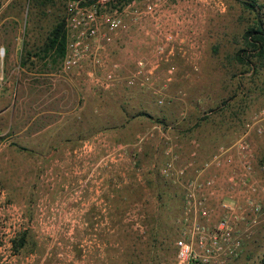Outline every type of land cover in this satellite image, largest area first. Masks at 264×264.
Here are the masks:
<instances>
[{"label": "rangeland", "instance_id": "obj_1", "mask_svg": "<svg viewBox=\"0 0 264 264\" xmlns=\"http://www.w3.org/2000/svg\"><path fill=\"white\" fill-rule=\"evenodd\" d=\"M66 1L17 0L15 7L22 11L24 25L45 26L50 32L58 21H65ZM127 1L119 0L115 6ZM244 1L250 0H166L175 16L161 23V32L146 21V32L122 38L124 45L136 41V36L144 43L139 52L131 49L130 63L109 60V66L95 67L102 79L118 63L115 80L105 87L106 81L100 80L102 86L92 78L90 83L83 74L72 78L96 92L92 97L95 119L88 121L83 113L80 121L82 135L93 137L92 143L74 150L67 147L64 160H44L42 165L36 161L41 168L32 185L30 178L26 184L22 177L9 194L6 188L0 190V264H16L18 253L37 250L108 254L109 264H175L181 230L195 217L206 218L187 211V189L159 173L168 159L161 163V154L154 157L152 150L159 148L158 132L171 120L186 116L185 109L173 115L179 105L193 107L190 119L211 126L212 134L207 135L227 142L226 147L233 146L246 123H264V67L255 72L234 58L243 46L244 30L257 16L264 26V0H254L255 10ZM190 9L197 12L193 25L187 16ZM167 34L171 40L165 39ZM139 60L144 62L141 68ZM130 78L132 84L127 83ZM89 99L73 96L67 101ZM221 110L227 111L222 115ZM250 137L258 154L256 163L264 164V135ZM214 139L195 147L199 154L195 166L214 151ZM144 143L149 147L145 153ZM157 179L168 181L165 188L182 192L181 211L175 210L171 200L164 212L158 209L151 190ZM220 196L229 208L224 212L227 216L244 204L230 188ZM221 197L212 196L207 203L213 209L212 220L223 213ZM256 197L262 204L257 222L238 224L242 234L252 233L244 239L240 253L224 264H256L264 255V194L260 191ZM98 264L105 261L99 259Z\"/></svg>", "mask_w": 264, "mask_h": 264}, {"label": "crops", "instance_id": "obj_2", "mask_svg": "<svg viewBox=\"0 0 264 264\" xmlns=\"http://www.w3.org/2000/svg\"><path fill=\"white\" fill-rule=\"evenodd\" d=\"M16 1H0V52L1 49L4 51V55L0 54V72L5 75V83L0 90V190L6 188L8 194L9 188L17 187V178L25 177L26 184L30 178V185L33 184V178L38 176L41 168L35 166L36 161L42 165L44 160H64L67 147H73L71 150H74L75 146L92 143L93 137L82 135L80 121L83 120V113L87 115L88 121L95 117L92 97L96 92L87 84H75L72 78L83 74L92 83L93 77H102L101 73L97 74L96 66H109V60L130 63L131 49L139 52L141 45H144L140 36H136V41L121 47L107 44L98 51L99 63L94 64L92 60L86 59L78 68L65 72L61 69L63 56L60 57L58 49L45 47L49 31L45 26L24 25L22 11L15 7L18 6ZM73 96L90 99L81 103L67 101L68 97ZM181 109L186 110L184 119L171 120L163 132H158L159 139L156 142L159 148L157 152L152 150L154 157L161 154L158 160L161 163L170 158L165 153L167 149L171 156L175 153L176 169L192 159L190 153L195 149L193 140L204 146L203 143L214 139L207 135L212 134L209 133L211 126L190 119V114H194L193 107L179 105L173 115H177ZM226 111L221 110L219 113L224 115ZM166 134L167 139L164 138ZM214 140L216 147L212 151L228 144ZM143 148L145 153L149 147L144 143ZM178 176L169 177L177 181L179 188H184L193 172L187 170L183 177ZM99 259L109 264L108 254L99 257L95 252L37 250L18 253L16 264H98Z\"/></svg>", "mask_w": 264, "mask_h": 264}, {"label": "built area", "instance_id": "obj_3", "mask_svg": "<svg viewBox=\"0 0 264 264\" xmlns=\"http://www.w3.org/2000/svg\"><path fill=\"white\" fill-rule=\"evenodd\" d=\"M117 2L119 0L66 1L63 71L80 66L86 59L92 60L94 64L99 63L98 51L107 44L124 45V36L146 32V21L152 22L155 31L161 32L164 26L161 23L175 16V11L166 6V0H128L115 6ZM110 5H114L113 8H109ZM187 16L193 25L197 17L195 9H190ZM165 39L171 40L172 36L167 34ZM193 44H197V41L194 40ZM0 54L4 55L3 49ZM137 63L141 68L144 62L139 60ZM112 67L110 71H105L102 79L93 77L95 82L104 80L106 87L109 81L115 80L118 63ZM137 72L139 74L141 70ZM133 81L130 78L127 83L132 84ZM4 83L5 77L0 72V90ZM100 84L103 86L102 82ZM261 114H264V110ZM244 127L245 131L233 141L232 147L219 146L199 166H195V150L190 153L193 160L178 169L174 166L177 155L174 153L171 156L169 149L165 151L170 159L159 173L164 176L177 174L181 178L187 170H192L193 176L184 184L187 189L185 207L187 211L198 212L206 218V221H202L195 217L181 230L176 240L175 264H224L240 253L244 239L252 233L249 230L242 234L238 224L243 220L247 226L256 223L262 209L256 196L260 191L264 194V164L256 163L257 152L250 136L264 135V123L257 124L254 121L246 123ZM192 143L198 146L197 140ZM227 188L240 195L244 202L242 206H237V212H231L229 216L224 213L228 207L220 196L227 192ZM212 196L221 197L219 205L223 213L216 220H212L213 209L207 205Z\"/></svg>", "mask_w": 264, "mask_h": 264}, {"label": "trees", "instance_id": "obj_4", "mask_svg": "<svg viewBox=\"0 0 264 264\" xmlns=\"http://www.w3.org/2000/svg\"><path fill=\"white\" fill-rule=\"evenodd\" d=\"M243 4L250 9H256L258 6L256 1H244ZM65 21H58L50 30L45 47H56L61 56L64 55L66 36H65ZM243 46L236 50L234 58L241 64L246 65L251 70L257 72L264 67V26L260 16H257L256 22L247 27L242 34ZM157 178L162 176L156 174ZM163 178V177H162ZM165 182V184H164ZM167 180L157 179L156 188H151L157 207L161 212L164 208H169L170 200L175 204V210L181 211L182 208V192L177 188H165ZM179 216L176 217L178 219ZM158 220V218H157ZM160 219L158 223L160 224ZM178 226L176 232H178ZM160 227V225H157ZM156 234H158L156 230ZM264 264V255L258 263Z\"/></svg>", "mask_w": 264, "mask_h": 264}]
</instances>
